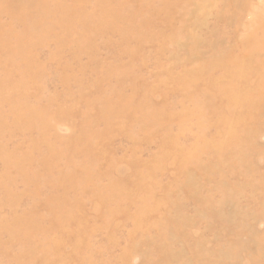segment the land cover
I'll use <instances>...</instances> for the list:
<instances>
[{
	"label": "rangeland",
	"instance_id": "1",
	"mask_svg": "<svg viewBox=\"0 0 264 264\" xmlns=\"http://www.w3.org/2000/svg\"><path fill=\"white\" fill-rule=\"evenodd\" d=\"M263 103L264 0H0V264H264Z\"/></svg>",
	"mask_w": 264,
	"mask_h": 264
},
{
	"label": "bare ground",
	"instance_id": "2",
	"mask_svg": "<svg viewBox=\"0 0 264 264\" xmlns=\"http://www.w3.org/2000/svg\"><path fill=\"white\" fill-rule=\"evenodd\" d=\"M248 76H249V75H248ZM250 78H252V77H250ZM246 79H247V78H246ZM256 79H257V78H256ZM251 82H252V81H251ZM251 82H250V83H251ZM250 86H251V84H250ZM253 86H254V85H253ZM253 86H252V87H253ZM262 91H263V90H262ZM259 92H260V91H259ZM261 102H262V101H261ZM260 104H261V103H260ZM263 104H264V103H263ZM247 105H248V104H247ZM255 106H256V105H255ZM260 112H261V111H260ZM254 113H255V111H254ZM259 114H261V113H259ZM262 114H263V113H262ZM224 137H225V136H224ZM206 152H207V151H206ZM209 152H210V151H209ZM174 159H175V158H174ZM174 159H173V160H174ZM210 167H211V166H210ZM233 213H234V212H233ZM216 217H217V216H216ZM206 218H207V216H206ZM216 219L220 221V217H217ZM172 221H173V220H171V222H172ZM172 223H173V222H172ZM70 237H71V236H70ZM227 240H228V239H227ZM205 246H206V245H205ZM228 246H229V245H228ZM192 253H193V252H192ZM194 253H195V252H194ZM204 255H205V254H204ZM222 256H223V255H222ZM181 259H182V258H181ZM219 260H221V259H219ZM216 261H217V260H216ZM115 262H116V261H115ZM179 262H180V261H179ZM185 262H186V261H185ZM191 263H192V262H191ZM209 263H210V262H209ZM182 264H183V263H182ZM202 264H203V263H202ZM211 264H212V262H211Z\"/></svg>",
	"mask_w": 264,
	"mask_h": 264
}]
</instances>
